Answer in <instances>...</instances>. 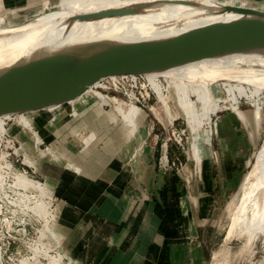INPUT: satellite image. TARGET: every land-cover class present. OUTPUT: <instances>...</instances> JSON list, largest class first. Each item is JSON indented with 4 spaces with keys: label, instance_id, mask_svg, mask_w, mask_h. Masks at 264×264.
Wrapping results in <instances>:
<instances>
[{
    "label": "crops",
    "instance_id": "1",
    "mask_svg": "<svg viewBox=\"0 0 264 264\" xmlns=\"http://www.w3.org/2000/svg\"><path fill=\"white\" fill-rule=\"evenodd\" d=\"M22 1L0 0V15H24L35 10L11 11ZM212 1L228 4L226 0ZM257 2L251 1L253 6L249 7L264 8ZM206 80L210 90L218 86L225 88L236 103L237 97L228 83H222L224 79L208 75ZM85 97L70 101L77 103L78 108L63 123L61 114L52 116L55 122L50 125L45 124L49 117L38 119L36 127L48 147L37 148L40 141L37 135L30 141L31 153L45 160L54 154L59 159H51L57 167L63 160V165L70 168L61 172L51 169L56 173L54 178L43 181L54 185L57 222L54 221L53 226L61 236L66 232V238H56L61 239L64 251L79 264H202L211 251L210 223L215 205L232 189L235 175L249 163L255 143L256 137L246 134L240 124L249 125L253 120L256 129L259 109L249 114L237 109L235 104L231 112L219 114L213 139L210 129L190 131L189 155L198 173L188 169V174H183L182 178L171 167L175 161L181 164L186 159L182 147L167 143L162 132H156L158 126L154 127L153 121L147 133L143 128V141L138 134L136 142L129 141L132 156L137 143L144 146L141 157L132 167L123 156L127 132L117 118L115 107L116 113L104 109L96 100L87 104ZM212 99L207 89L200 99V111L209 115ZM215 109L210 111L213 113ZM121 115L120 118L130 121L128 116ZM144 121L146 114L142 113L139 119H131L137 128ZM157 122L162 129L165 127ZM164 142L169 165L155 171ZM23 153V161L32 163L26 166L34 169L29 149Z\"/></svg>",
    "mask_w": 264,
    "mask_h": 264
},
{
    "label": "rangeland",
    "instance_id": "2",
    "mask_svg": "<svg viewBox=\"0 0 264 264\" xmlns=\"http://www.w3.org/2000/svg\"><path fill=\"white\" fill-rule=\"evenodd\" d=\"M202 1L205 2L204 0ZM226 1H227L226 3H228L227 5L253 6V3H250L253 0H226ZM116 2L118 1L116 0H47V1L36 0L35 3H33L31 6L25 8L28 10L35 8V10L29 14L0 15V31L12 29L22 24L28 23L34 19L41 20V18L48 19L50 17H55V16L81 15L84 14L85 11L87 10L100 9L102 7L108 6ZM257 5L264 6V0H260V1L258 0ZM75 7L78 8L79 10L78 9L76 10ZM65 9L68 11H66ZM19 10H24V9H19ZM212 75L219 76L221 77V79H224L222 83H228L231 90H233L235 87L237 88V86L239 85L243 86L248 96L239 97L235 103V100L232 99V96L226 92L225 88L218 86L214 91L210 90L211 88L210 83H208V81L206 80L208 75H200L193 78L166 77L164 80L159 78L158 82L160 83V85L164 90L163 93L164 96H166L165 98L167 100L168 106L172 114L171 116L172 118L170 119L172 120L175 119V120L172 121L170 119H167V116L165 115L163 109L164 108L163 103L159 101V99L153 93L151 88H149L150 86L147 85L149 98H146L144 94L143 96L145 97V99L142 100L140 98L139 99L140 102L135 103V105L138 106L136 108L141 110L142 115L144 116L146 114V121L141 123V125H139L137 129H134L133 127L135 126H131V124H129L127 121L124 120L125 118L124 119L120 118L118 114L117 118L120 121L121 126L124 127L125 133L127 132L124 149H123V156L126 162H128L129 158L133 154V148H130V144H129L131 137L135 134V132H137L139 139L143 141L144 140V136L142 135L143 128L145 133H147L151 126V121H153L155 125L154 127L158 126V131L156 132L160 133L161 131L163 139L169 138L167 140V143H172L176 145V143L173 141V138L174 137L176 138V135H179L181 138L180 147H182L181 149L186 159L181 164H177L175 161L174 164L171 166L173 168V171H175V174L183 178V174L186 175L188 174V169H190L192 173L194 172L195 174L198 173L197 165L189 155L190 150L188 148V140L190 147V141L192 140L190 131L197 132L200 130L196 127H193L191 124L186 123V120H188L187 117L189 112L188 111H187L188 113L186 112L185 110L186 108L183 106L184 103L182 104L183 101L180 100V96H179L180 94L177 91L173 90L171 87H169V85L171 84V82H173V80H175L178 83L183 81L184 91L187 94L188 99L192 100V103L195 107L194 115L197 118H200L199 114L201 113V111L199 110L201 109L202 106L200 104V99L202 98V94L206 95L208 89V92L214 97V99H212V103H210L211 106L209 105L210 108L208 110L209 119H210L209 124L203 126L204 130L210 129V138L212 139L214 133L216 132L215 131L216 120L219 114L225 112H231L235 104L237 106V109L242 110L244 112H248L249 114L251 110L258 108L260 111V120L259 123L256 125V129L253 120H250L249 125H246L242 122L240 124L241 125L240 128L245 129L247 132L246 134L248 135L252 134L253 137H256L254 140L255 143L253 142L254 145L251 152L249 163L241 173L235 175L232 189L228 191L227 195L223 199L217 201L215 205L214 216L210 223V228L213 235L211 251L208 259L203 261L202 264H216L217 262L220 264L222 262H223L222 264H264V189H262V193L259 195V197L256 195L246 200L247 201L246 211H245L246 213H245L244 221L240 223L238 227H236L233 230L232 234L229 237H226L227 236L226 233L228 232L229 224L231 222V217L233 216V213L236 211L235 209L239 205L240 197L242 193L245 190L250 189L252 184L256 181L255 178L257 175L258 152L256 155V159L253 161L252 165L251 162L253 160V156L256 151V148L258 144L261 143L260 142L261 138L264 135V76L256 77V78L250 77V79L247 80L245 78V74L238 76L237 79H230L229 77H227L226 74H212ZM95 91L101 94H108L109 97L114 95V93H112V90L110 89H96ZM133 95L137 96V93L129 92V97L132 98ZM116 97L123 100L122 102H125V104L121 105V109L126 110L127 107L134 106L130 104L129 100L125 98L124 95L116 94ZM83 100L84 101L87 100L88 102L87 104H89L93 100H96L98 101V103H102L104 109H111L113 110V112L115 111L117 112V108L115 107V104L109 101L107 98L99 99L96 95L89 94ZM76 104L77 103L73 105L65 104L55 110L49 112L48 111L39 112L32 116H28L25 119L20 116L19 120L17 118L13 120H5L4 125L2 123L3 117H0V162L3 158L6 159V161L11 163L10 166H12L11 167L12 170L23 172L26 178L28 180H31V184L27 186L24 185V182L15 183L16 188H21L23 190L30 191L27 192L26 194L31 196L28 197V199H26L27 201L24 200L23 201L24 203L21 200H19L20 203L14 201L15 202L14 204H8L5 202V200L0 194V264H79L80 263L70 259L66 251H64L62 243L57 244L56 238L57 237L61 238L63 235L61 236L59 232L54 231L56 227L53 226L54 222H51L50 220V218L52 219L55 218L56 206L53 208L51 214V212L47 208V203H45L46 198H42V197L40 198V196L36 193L39 191L40 184H43L51 189L52 186L50 184L43 183L45 179L51 180V177L54 178L56 173L55 174L52 173L51 169L57 168V170L61 172L63 170H70V168L63 165L64 163L62 159H61L62 160L61 163L57 167L51 158L45 160L37 157L34 152L31 153L30 151V147H32L30 143L33 137L32 132L35 131H36V135L43 142L37 148L45 149L46 147L49 146L48 143H46L44 139L41 137L40 132L36 127L38 119L43 120V118L49 117L45 121V124L50 125V124H54L55 122V121L53 122V120L50 121V119L53 118L52 116H56V114H61L60 116H62L63 118L62 119V123H63L64 121L68 120L71 117L70 113L72 111L77 110L78 107L76 106ZM113 107H115V111ZM213 107H215L216 109L212 113V111L210 110H212ZM118 110L120 109L118 108ZM155 112H157L159 117L166 122V123L161 122L163 125H165L163 129L160 127L161 125L157 122L160 120L154 116ZM168 122H171V124L168 125ZM24 124H27V126H24ZM137 144H141V143H137ZM59 145L62 147L63 143H60ZM62 148L64 150V147ZM28 149H29L28 156L32 159V161L35 164L34 169L26 166L32 164L31 161L28 160L23 161L22 159V157L25 154L23 152L24 151L26 152ZM7 153L9 154L7 155ZM159 156L160 155H158V157ZM158 160L159 159L157 158L154 167L155 171L157 169H161L169 165L168 162L166 163V165H163V163L160 164ZM160 160L161 162L163 161L162 157L160 158ZM64 162L66 163V161ZM191 176L192 178H194L193 175ZM1 181H3L2 185L6 184V187L8 189L13 190L12 187L14 186V180L12 178L11 172L10 173L5 172L3 174L0 173V182ZM8 194L10 195L11 198H14V195L10 193ZM26 202L29 203L27 204ZM22 203L24 205H22ZM24 209H26L27 211ZM56 222L57 221H55V224ZM47 229H49L48 233L46 231ZM63 237L66 238V232H64ZM56 254H61V256L62 254H64L63 256L68 258V260L61 259L62 257L61 256L57 257ZM220 259L223 261H221Z\"/></svg>",
    "mask_w": 264,
    "mask_h": 264
},
{
    "label": "bare ground",
    "instance_id": "3",
    "mask_svg": "<svg viewBox=\"0 0 264 264\" xmlns=\"http://www.w3.org/2000/svg\"><path fill=\"white\" fill-rule=\"evenodd\" d=\"M35 1L36 0H24L11 9V11L14 9H25L35 3ZM116 1L118 2L100 9L87 10L85 13H96L107 10L112 11L118 8L123 9L122 11H113L106 15L104 14L86 19L77 18L79 15L55 16L48 19L41 18V20L34 19L12 29L1 30L0 82L5 79H14L27 74L26 70L19 69L21 67L17 68L21 63L40 54L65 49L75 44L96 40L138 41L163 38L210 22L226 21L238 17V15L233 12L221 11L219 9L221 3L212 0H204L206 3L202 0ZM75 9L77 10L78 8L75 7ZM212 74H226L230 79H237L238 76L245 74L247 80L250 79V77L256 78L264 76V53L261 51L229 53L184 63L157 72L111 76L101 81L98 84V87L112 90V93H114L113 96L109 97L108 94H101L97 91L93 92L99 99L104 97L113 102L117 108V114H119V116H122L121 114L128 116V119H130L128 122L131 123V119H139L141 116V110L136 108L138 106H136L135 103L140 102V98L144 100V94L146 98H149L148 85L159 101L163 103L165 115L167 116V119H170L172 118V114L165 98L166 96H164V90L158 82L159 78L163 80L166 77L193 78L200 75ZM179 83L173 80L169 87L180 94V100L183 101L182 104L184 103L183 106L186 108V112H189H187V119L189 121L186 120V123L191 124L193 127L202 131L203 126L209 124V115L202 111L199 114L201 119L194 115L195 107L192 100L188 99L187 94L184 91L183 81ZM129 92H135L137 93V96L133 95L131 98L129 97ZM233 92L236 97L238 96L237 99L239 97L248 96L245 88L240 85L237 86V88L235 87ZM116 94L124 95L125 98L129 100L130 104L134 106H129L126 110L121 109V105L125 104V102H122L123 100L117 98ZM118 108L120 110H118ZM154 116L159 119L160 122L166 123L159 117L157 112L154 113ZM171 122H168V125L171 124ZM24 126H27V124H24ZM131 126H135L133 128L137 129L136 124L131 123ZM137 134L138 133L135 132L131 140L136 142ZM143 147V144H137L134 155L128 161V164L132 165V167H134L141 156ZM162 148L164 149V147ZM50 156L54 160L59 159L57 156H54V154H51ZM30 165L32 164H29V166ZM6 166L12 170L9 164ZM11 175L14 180V186L12 187L13 190L16 189V182H24V185L26 186L31 184V180H28L23 172L12 170ZM255 179L256 181L252 184L251 188L242 193L239 205L231 217L226 237H229L233 230L244 221L246 200L256 195L259 197L262 193V189H264V135L258 148L257 175ZM2 182L3 181L0 182L1 189ZM42 190L48 194L51 192L49 187L40 184L38 192H41ZM23 203L22 205H24ZM46 231L48 233L49 229ZM56 241L57 244H59L61 239L58 238ZM216 264L220 263L217 262Z\"/></svg>",
    "mask_w": 264,
    "mask_h": 264
},
{
    "label": "water",
    "instance_id": "4",
    "mask_svg": "<svg viewBox=\"0 0 264 264\" xmlns=\"http://www.w3.org/2000/svg\"><path fill=\"white\" fill-rule=\"evenodd\" d=\"M219 9L238 17L210 22L163 38L75 44L21 63L17 68L21 67L19 69L26 70L27 74L0 82L3 125L5 120H19L20 116L25 119L55 110L78 96L84 97L107 77L157 72L229 53H264V9L226 4H221ZM122 10L82 14L77 18Z\"/></svg>",
    "mask_w": 264,
    "mask_h": 264
},
{
    "label": "built area",
    "instance_id": "5",
    "mask_svg": "<svg viewBox=\"0 0 264 264\" xmlns=\"http://www.w3.org/2000/svg\"><path fill=\"white\" fill-rule=\"evenodd\" d=\"M107 78H109V77H107ZM107 78H104V79H102V80H100L99 81V83L101 82V81H103V80H105V79H107ZM98 83V84H99ZM98 84L96 85V86H94V87H92L91 88V90H90V92L87 94V95H89V94H92V95H95L94 94V92L93 91H95L96 89H103V88H100V87H98ZM86 95V96H87ZM85 97V96H84ZM68 104H70V105H73L74 103L73 102H70V103H68ZM74 111H72L71 113H73ZM70 113V114H71ZM50 121H52V118L50 119ZM49 125V124H48ZM32 134H33V136L34 135H36V131L35 132H32ZM169 138H167L166 140H168ZM173 141L177 144V145H180L181 146V144H180V141H181V138H180V136L179 135H176V138L174 137L173 138ZM43 142H42V140L40 139V141L37 143V147L38 146H40L41 144H42ZM163 147H164V149H163V153H162V159H163V161L161 162V160L159 159L158 160V162L161 164V163H163V165H166V163H167V161H166V156H165V142L163 143ZM12 152H14V151H12ZM9 153H7V155H8ZM7 164H9V165H11V163H9L8 161H6V159H2L1 160V162H0V173H5V172H11L12 170L9 168V167H7L6 165ZM12 167V166H11ZM39 181V180H38ZM4 187H5V189H4ZM27 192H30L29 190H23V189H21V188H16V189H14V190H11V189H8L7 187H6V184H4V185H2V189H1V186H0V194H1V196L3 197V199L5 200V202L6 203H8V204H14L15 202L14 201H16V202H19V200H21V201H24L25 199H27L28 197H30L31 195H27L26 193ZM8 193H10V194H12V195H14V198H11L10 197V195L8 194ZM37 194L40 196V197H42V198H46V200H45V202L47 203V208L49 209V211L51 212V214H52V210H53V208L56 206V204H57V198H56V196H55V191H54V185L52 184V187H51V192H50V194H48L47 192H45L44 190H42L41 192H37ZM51 214H50V216H51ZM56 219H57V216H56V218H50V220H51V222H54V221H56ZM57 255V257H60L61 256V254H56ZM64 254H62V258L61 259H65V260H68V258H66L65 256H63ZM66 255V254H65ZM39 258V257H38ZM49 258V257H48ZM52 258V257H51ZM42 259H43V257H42ZM50 259V258H49ZM53 259V258H52ZM37 261H38V259H37Z\"/></svg>",
    "mask_w": 264,
    "mask_h": 264
}]
</instances>
